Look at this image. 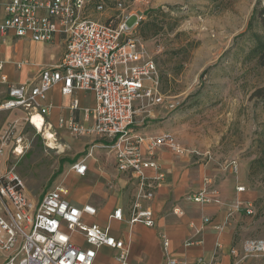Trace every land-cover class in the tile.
Listing matches in <instances>:
<instances>
[{
  "label": "rangeland",
  "instance_id": "1",
  "mask_svg": "<svg viewBox=\"0 0 264 264\" xmlns=\"http://www.w3.org/2000/svg\"><path fill=\"white\" fill-rule=\"evenodd\" d=\"M105 1L107 10L96 14L103 20L118 13L115 5L121 0ZM122 1L128 10L143 13L137 33L158 65L165 97L162 105L147 107L150 115L137 117L141 128L152 133H171L186 148L182 154L168 148L173 156L189 158L194 168H205L210 189L216 191L213 196L226 199L225 206L236 226L235 238L264 239V100L254 95L264 86V65L253 52V33L260 32V28H248L254 9L264 8V0ZM135 19L132 17L129 23ZM52 45H61L60 53L48 65L58 64L65 52L63 42ZM48 53L49 46L45 45L38 52L37 61H50ZM2 57L5 71L10 66L19 76L37 74L30 47L25 48L26 61L20 71L12 55ZM90 112L89 117L82 116L86 125L93 123L92 109ZM47 130L54 134L53 138L47 136ZM101 141L97 134L75 135L63 127L46 125L39 130L21 111H0V172L14 169L36 199L61 185L68 190L69 198L83 202H96L92 195L98 194L99 209L109 202L135 203L134 180L126 174L125 181L121 180L113 161L114 152L103 147ZM18 146L20 153L16 151ZM90 150L92 154L88 156ZM82 159L90 169L86 176L79 177L73 165ZM233 159L239 163L237 173L225 169ZM240 185L245 187L244 191L238 190ZM196 191L188 193L185 199L194 201ZM230 196L238 199L228 201L233 199ZM250 203L254 210L251 214L247 212ZM92 219L98 223L107 220V211H99ZM137 224L149 228L144 223L126 224L130 254L132 250L138 253L144 246L149 248L148 230L136 229ZM157 236L162 242L163 264H167L165 236ZM113 257L112 251L103 249L97 262L110 264Z\"/></svg>",
  "mask_w": 264,
  "mask_h": 264
},
{
  "label": "built area",
  "instance_id": "2",
  "mask_svg": "<svg viewBox=\"0 0 264 264\" xmlns=\"http://www.w3.org/2000/svg\"><path fill=\"white\" fill-rule=\"evenodd\" d=\"M115 9L116 15L103 20L96 14L107 10L105 0H0V49L10 33L46 43L60 36L65 45L60 62L43 67L35 79L11 83L6 74L1 75L7 88L0 111L21 110L33 125L34 118L40 116L45 127L52 107L49 92L54 87L59 86L64 95L92 92L96 98L93 123L86 125L77 120L81 104L76 97L70 114L60 118L59 127L75 135L97 134L102 138L100 144L114 152L117 169L134 180L137 187L128 221L152 227L156 224L155 214L141 200H152L167 178L158 150L167 146L182 154L186 148L171 133L145 135L137 129V114L147 107L162 105L165 97L158 65L137 33L143 13L128 10L122 0L116 2ZM132 17L136 19L130 24ZM3 68L0 58V71ZM90 111L85 110L86 117ZM16 151L21 152L19 146ZM91 154L90 150L88 156ZM73 168L78 175H86V160L77 161ZM225 169L237 173L238 161L231 160ZM210 184L193 194L195 202L211 201L216 191L210 189ZM238 190L244 191L245 187L239 186ZM67 193L64 186L57 185L36 199L14 169L0 172V252L4 255L0 264H94L103 246L118 251L120 264H130L125 241L108 228L86 220L97 215V208L77 205L66 197ZM253 211L249 204L247 212ZM112 216L122 220V209H116ZM76 234L84 238L86 246L79 244ZM164 243L167 248L169 240L165 238ZM231 253L236 257L233 264H241L250 256H264V239L249 240L243 253L236 248ZM179 263L175 258L167 261ZM199 264H204L203 260Z\"/></svg>",
  "mask_w": 264,
  "mask_h": 264
},
{
  "label": "crops",
  "instance_id": "3",
  "mask_svg": "<svg viewBox=\"0 0 264 264\" xmlns=\"http://www.w3.org/2000/svg\"><path fill=\"white\" fill-rule=\"evenodd\" d=\"M62 42L60 36H58L54 42H47L50 44L49 45L46 42H35L29 37H17L13 33H10L1 45L0 56L2 57L3 54L5 56L6 54L12 55L14 57L13 62H15L16 69L20 71L23 62L26 61L24 58L25 48L30 47V55L34 58L38 69L36 70L37 74L33 77L28 73L20 74L19 76L10 66H7L5 71L4 64L3 70L0 71V101L6 97L7 88V85L1 82V75L3 73L8 76V80L11 83H23L35 79L40 70L43 67L50 66L48 64L60 53L58 48L61 45L52 44H61ZM45 45L49 46L48 54L50 61H37V54L38 52L43 51ZM54 49L56 51H54ZM63 55L64 52L62 53V57ZM19 63L21 64L20 67L18 66ZM87 92L88 91H78L74 95H64L59 86L54 87L49 92L48 97V102L51 103L52 107L49 114L46 116L47 126H50V128L54 126L59 127L60 118L67 117L70 114L71 103L76 97L79 98L81 104V109L76 112V118L77 120L82 121V116H84L85 110L93 109L96 106L95 95L92 92ZM89 97H92L91 102L87 103ZM148 113L150 115V108L142 109L137 114V129L145 135H157L163 133H152L148 129L143 130L141 128V124L137 121V117L140 115L146 116ZM168 148L169 147L167 146L162 147L158 150L157 154L162 167L167 172V178L158 186L154 199L151 202L142 204L144 207L153 210L156 224L152 227L146 225L149 228L140 226L139 224L135 226L136 229L148 230L146 233V241L149 244V248L146 249L144 246V249L140 248L138 253L132 250L131 254L129 250L130 264H163V258L161 255L162 242L157 236L158 233L163 234L165 238L169 240V245L167 247L168 259H178L180 261L179 264H199V260H203L204 264H233L236 257L232 255L231 249L236 248L241 254L244 252V247L249 240H245L244 237H234L236 226L233 220H231L230 210L225 206L226 199H220L219 196H213V194L211 195V201L207 203H199L185 199V196L188 193L194 190H197L196 192H198L208 186L210 178L206 176L207 171L204 170L205 168L203 170L194 168L189 158L179 159L178 157L173 156ZM113 161L117 172L122 176L121 180L125 181L126 175L117 169L115 155L113 156ZM86 164L87 174L90 167L88 162H86ZM78 176L83 177L80 175ZM78 189L81 190L82 188L78 187ZM136 192L137 188L134 189L135 197ZM68 193L66 194V197L77 205L91 204L97 208L98 213L102 210L107 211V220L101 219L98 223L92 219L95 216H88L86 220L89 223H96L103 228H110V232L116 237L123 239L128 247L127 239L129 237V228L126 224L129 223L130 210L134 202L132 204H117L109 202L102 209H99L98 206H96L99 202V197H96L98 194L92 195L97 200L96 202H83L76 197L69 198ZM83 195L88 196L86 194ZM230 198L233 197L230 196ZM237 199L238 198H236V200ZM234 200L235 199L233 198L228 201L233 202ZM118 208H121L123 211L124 216L122 220H118L112 216L114 211ZM234 215L239 216L237 213ZM206 218H209L210 221L206 222ZM109 222H114V225H111ZM75 239H78L80 245H87L81 235L76 234ZM191 241L192 243H190ZM139 247L141 246L139 245ZM103 249H108L114 253L113 261L110 264H120L117 260L118 251L107 246H103L98 250L94 264H101V262H97V258ZM3 257V253L0 252V263L3 260ZM241 264H264V256H250L244 259Z\"/></svg>",
  "mask_w": 264,
  "mask_h": 264
},
{
  "label": "trees",
  "instance_id": "4",
  "mask_svg": "<svg viewBox=\"0 0 264 264\" xmlns=\"http://www.w3.org/2000/svg\"><path fill=\"white\" fill-rule=\"evenodd\" d=\"M259 26L260 32L254 31L253 35L256 40L254 54L261 65H264V8L256 7L251 15L248 28L253 29ZM254 95L264 100V86L258 88Z\"/></svg>",
  "mask_w": 264,
  "mask_h": 264
},
{
  "label": "bare ground",
  "instance_id": "5",
  "mask_svg": "<svg viewBox=\"0 0 264 264\" xmlns=\"http://www.w3.org/2000/svg\"><path fill=\"white\" fill-rule=\"evenodd\" d=\"M34 122H35V126L39 129V130H42L43 129V119L40 117V116H36L35 118H34ZM47 136L49 137V138H53L54 137V134L51 132V131H49V130H47ZM56 139V138H55ZM55 145V144H54ZM52 148V147H51Z\"/></svg>",
  "mask_w": 264,
  "mask_h": 264
}]
</instances>
